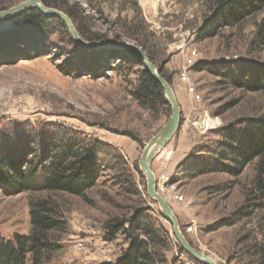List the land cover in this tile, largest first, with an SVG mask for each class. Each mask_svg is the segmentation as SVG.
<instances>
[{"label":"rangeland","instance_id":"374dc122","mask_svg":"<svg viewBox=\"0 0 264 264\" xmlns=\"http://www.w3.org/2000/svg\"><path fill=\"white\" fill-rule=\"evenodd\" d=\"M27 1L0 0V11ZM54 1L73 13L74 25L85 41L98 40L86 39L79 30L91 37L132 43L144 51L129 33L147 36L148 48L158 55L155 64L172 75L176 95L184 87L188 99L187 115L179 101L182 124L177 130L186 132L187 143L177 153L179 146L171 140L153 165L155 174L176 177L171 181L178 183L183 200L168 199L165 190L160 194L173 210L180 203L182 211L174 213L183 234L218 264H264L257 252L264 241V152L244 165L226 161L223 170L195 177L185 176L179 167L187 158L211 160L223 129L243 137L264 121V93L242 87L219 72L222 66L234 64L248 72V80L264 72L260 29L264 2L255 6L249 0ZM33 10L43 13L30 7L0 18V136L6 139L7 154L18 158L22 149L31 148L36 134L61 128L117 146L125 161L108 158L96 185L82 195L12 193L0 184L1 236L29 235L31 198L49 197L59 212L56 218L66 224L52 231L54 246L44 253L45 264L116 263L133 237L148 239L143 229L124 232L139 216L155 224V237L148 240L156 264H199L178 242L158 202L149 197L147 176L140 166L146 143L170 120L172 106H162L156 113L141 107L132 96L135 69L116 57L103 58L86 50L95 47L76 41L65 22L18 20ZM230 13L235 20L216 25L211 36L205 35L214 21ZM190 48L198 50L197 63L203 65L190 72L199 101L179 78ZM202 117L221 124L203 131L188 120ZM110 225L124 229L108 235Z\"/></svg>","mask_w":264,"mask_h":264},{"label":"trees","instance_id":"16d2710c","mask_svg":"<svg viewBox=\"0 0 264 264\" xmlns=\"http://www.w3.org/2000/svg\"><path fill=\"white\" fill-rule=\"evenodd\" d=\"M242 1V0H240ZM239 1V2H240ZM247 1V0H246ZM253 5L260 4L264 0H249ZM238 2V3H239ZM46 6L55 7L68 14L74 21L73 13L62 4L54 0H43ZM237 4V3H236ZM233 13L219 17L211 28L205 33L206 36L213 34L216 25L229 24L236 18ZM18 20L29 17L30 21L44 22L46 19H55L65 24L62 19L55 15H46L41 12H34L22 15ZM260 29L264 32V22ZM80 34L88 40H104L103 35L89 36L79 30ZM130 38L143 47L144 52L150 60L156 63L158 55L148 47L147 36H137L136 33H129ZM103 58H114L125 61L137 72V85L132 91L133 98L138 104L156 113L160 107L170 108L162 85L153 77L146 68L145 61L140 52L127 48L105 49L85 47ZM203 65L197 63L194 67L201 68ZM160 74L171 84L172 75L165 73L163 67H158ZM220 73L232 78L242 87L252 90H259L264 93V72L253 80L247 79V73L243 67L238 65H224L219 69ZM250 133L239 136L231 130H222L223 139L213 150L211 160L187 158L180 162L179 167L183 174L195 177L211 171L223 170L226 161L238 165L249 162L256 154L264 152V121L256 123ZM31 148L22 149L18 158L7 154L4 147L6 139L0 136V184L12 193H55L67 192L75 195H82L93 188L98 180L102 165L108 158L117 162L125 161L121 150L99 138L77 135L68 129L57 128L53 132H41L36 134ZM138 168V167H136ZM176 177H172L173 180ZM153 200V199H152ZM31 206V231L29 235H17L14 239H4L0 234V264H45L44 253L54 246L52 231L61 227L64 223L56 218L59 212L55 202L49 197H32ZM151 220L143 219L141 216L136 221L131 220L127 228L123 226L110 225V233L124 229V232L132 234L135 230H144L148 239L155 237L154 223ZM133 237L132 244L125 255L116 263L104 262L101 264H156L155 255L150 251L149 240ZM257 252L264 257V241L257 247ZM189 254V253H188ZM191 259H194L189 254ZM199 264L203 262L196 260Z\"/></svg>","mask_w":264,"mask_h":264},{"label":"water","instance_id":"95a60500","mask_svg":"<svg viewBox=\"0 0 264 264\" xmlns=\"http://www.w3.org/2000/svg\"><path fill=\"white\" fill-rule=\"evenodd\" d=\"M30 7H37L46 15L58 16L69 27L75 40L82 44L94 46L95 48H127L136 50L140 52V54L143 56L146 68L151 72L153 77L162 85L165 95L172 106V116L170 120L160 130L158 134L153 136L149 140V142L146 143V146L141 155L140 166L142 172L147 176L148 195L151 199L156 200L158 202L160 208L162 209L163 217L172 225L173 233L183 249H185L190 255H192L197 260L203 262L204 264H218V262L214 258L197 249L188 241V239L183 234L180 228L178 217L174 213L172 206L158 191L156 183V174L153 170V162L156 159L158 153L169 145L173 136L176 134L177 130L182 124L181 105L172 85L166 80V78H164L160 74L157 65L150 60L148 55L139 46L128 42L119 43L109 39L92 42L85 41L80 37L73 20L68 14L58 8L46 6L41 0H29L9 10L0 11V18L13 16Z\"/></svg>","mask_w":264,"mask_h":264},{"label":"built area","instance_id":"2783aa9c","mask_svg":"<svg viewBox=\"0 0 264 264\" xmlns=\"http://www.w3.org/2000/svg\"><path fill=\"white\" fill-rule=\"evenodd\" d=\"M199 52L195 48H190L185 60L184 64L181 67V73L179 75L180 80L185 83L188 87L189 93L192 97L199 101L201 99V95L196 91L195 81L191 78L190 72L191 69L197 64ZM193 126L205 131L211 127L219 126L221 123L217 121V119H210L208 117L196 118L194 120L188 119ZM173 180L169 173L163 172L160 174H156V183L158 187V191L165 190L168 195V199H177L183 200V196L179 194V187L177 182H172Z\"/></svg>","mask_w":264,"mask_h":264},{"label":"crops","instance_id":"0c3cea01","mask_svg":"<svg viewBox=\"0 0 264 264\" xmlns=\"http://www.w3.org/2000/svg\"><path fill=\"white\" fill-rule=\"evenodd\" d=\"M184 91H185V88L184 87H181L178 90L177 96L179 98V101L182 102V104H183V108H184V112H185L184 115H187L188 112H186L187 111L186 106H187L188 99H187ZM188 138L189 137L186 135V132H183V129H180V132L179 133L176 132V134L173 136V138H172L173 145L176 144V145L179 146V149H177V153L179 152L180 147L183 146V145H185L187 143ZM172 142H171V144H172ZM181 157H182V155H180L179 158H181ZM154 162H153V165H154ZM175 162H176V160H175ZM174 211H178V212L182 211V206L180 205L179 202L175 203V205H174Z\"/></svg>","mask_w":264,"mask_h":264},{"label":"bare ground","instance_id":"6f19581e","mask_svg":"<svg viewBox=\"0 0 264 264\" xmlns=\"http://www.w3.org/2000/svg\"><path fill=\"white\" fill-rule=\"evenodd\" d=\"M164 154V152H162L160 155L162 156ZM170 157V156H169Z\"/></svg>","mask_w":264,"mask_h":264}]
</instances>
